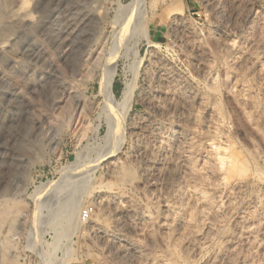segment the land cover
<instances>
[{"label":"rangeland","instance_id":"374dc122","mask_svg":"<svg viewBox=\"0 0 264 264\" xmlns=\"http://www.w3.org/2000/svg\"><path fill=\"white\" fill-rule=\"evenodd\" d=\"M0 264H264V0H0Z\"/></svg>","mask_w":264,"mask_h":264},{"label":"bare ground","instance_id":"6f19581e","mask_svg":"<svg viewBox=\"0 0 264 264\" xmlns=\"http://www.w3.org/2000/svg\"><path fill=\"white\" fill-rule=\"evenodd\" d=\"M214 8V7H213ZM143 15H138L136 21L134 22V29L135 30H139L142 28L145 29V24H144V21L141 19ZM182 18V17H181ZM133 19V18H132ZM131 19V20H132ZM134 20V19H133ZM130 22V21H129ZM127 26V25H126ZM145 32V31H144ZM192 38V37H191ZM198 42V41H197ZM196 42V43H197ZM161 69V68H160ZM162 70V69H161ZM165 70V69H164ZM163 70V71H164ZM167 70V69H166ZM165 70V71H166ZM161 72V79L162 81H166L167 79H169L171 76L168 74V70L167 72ZM113 69L110 70L109 69V72L105 78V83H104V87L106 90H108V93L109 95H111V91H110V88H111V85H112V80H113ZM169 83V86H170V81H166ZM164 83V82H163ZM130 85V84H129ZM129 85L125 88V90L123 91V97H122V100L120 101L121 103H118V105H123L125 103H127V101L129 100V96H130V88ZM172 85V84H171ZM177 85V84H175ZM168 86V87H169ZM179 86V85H178ZM172 87V86H171ZM166 88V87H165ZM178 88V87H177ZM152 89V88H151ZM169 90V89H168ZM171 90V89H170ZM174 90V89H173ZM176 91V90H175ZM179 92V91H178ZM185 92V91H184ZM175 93V92H174ZM154 94V93H153ZM166 97L164 96L162 102L163 104L167 103L169 104L170 101L172 103V94L170 95L168 92H166ZM177 94V93H176ZM161 96V95H160ZM159 96V97H160ZM146 98V97H145ZM162 98V97H161ZM149 99V98H148ZM159 99V98H158ZM174 99V98H173ZM184 99V98H183ZM150 103L153 104V105H156V104H159L158 103V100L156 99V97L154 96H150ZM176 100V99H174ZM163 104H161L163 106ZM166 104V105H167ZM160 105V104H159ZM152 106V105H151ZM157 106V105H156ZM165 106V105H164ZM160 107V106H158ZM161 109V107H160ZM165 112V111H164ZM174 112V111H173ZM112 121V120H111ZM110 121V122H111ZM113 123H115V119H113ZM140 123V122H139ZM145 123V122H144ZM111 124V123H110ZM146 125V124H145ZM153 125V124H152ZM109 126V132H108V136L112 135L113 133H117L119 130V126H118V122L117 124L114 126L113 124L112 125H108ZM135 126V125H134ZM142 126L144 127L143 123L141 124H136L135 127H133V130H135L134 133L138 134V131L141 130ZM148 126V125H147ZM156 126V125H155ZM154 126V127H155ZM146 128V127H145ZM148 130L147 131V136L148 138L150 137V134H151V131H152V126L151 127H147ZM160 133L159 135L157 136V140H159V142L161 144H164L165 141H167V139L165 138L164 136V133H165V130L164 128H162L160 126ZM159 130V129H158ZM172 130V129H171ZM140 132V131H139ZM183 132V131H182ZM182 132H179L178 131H175L174 132V137L172 138H175L176 140H178L179 142L182 141L183 139H185V136L183 135ZM145 133V132H144ZM143 133V134H144ZM153 133V132H152ZM158 133V132H157ZM163 133V134H162ZM169 133V132H168ZM135 134V135H136ZM114 135V134H113ZM107 136V137H108ZM146 136V135H145ZM137 139V137L139 136H135ZM134 138V137H133ZM171 138V137H170ZM154 139V138H152ZM149 141V140H148ZM189 141V140H187ZM138 142H139V139H138ZM155 142V141H154ZM151 143V142H150ZM169 143V142H168ZM181 143V142H180ZM178 143V144H180ZM182 144V143H181ZM153 145V144H152ZM176 145V144H175ZM174 145V146H175ZM147 146V145H146ZM155 146V145H154ZM179 146V145H178ZM177 146V147H178ZM142 147V146H141ZM147 148V147H145ZM163 148V147H162ZM165 149V148H164ZM152 150V149H151ZM197 150V149H196ZM141 151V150H140ZM150 151V150H149ZM202 151V150H201ZM155 152V151H154ZM143 153V152H142ZM148 153V151H147ZM165 153V152H164ZM149 154V153H148ZM208 154V153H207ZM216 154V153H215ZM150 156V155H149ZM164 156V155H163ZM180 157V156H179ZM146 158V156H145ZM180 159V158H179ZM148 162H152L150 161L149 158H146V163ZM161 162V161H160ZM152 166V165H151ZM192 166V165H191ZM146 170V168H145ZM145 172V171H144ZM154 172V171H153ZM146 173V172H145ZM152 173V172H151ZM155 173V172H154ZM124 173H122L123 175ZM153 174V173H152ZM149 175V174H148ZM130 176V175H128ZM156 176V175H154ZM153 177V176H152ZM74 178V177H73ZM124 178L126 179V176L125 177H121V179ZM120 179V180H121ZM131 179V178H130ZM155 180V179H154ZM130 181V180H129ZM151 184V183H150ZM153 184V183H152ZM77 189V188H76ZM74 191V190H73ZM65 195V194H64ZM75 195V194H74ZM85 195V194H84ZM205 196V195H204ZM68 198V197H67ZM62 199V198H61ZM66 199V198H65ZM97 199L99 200V203L101 205V207H103L102 209H105L106 213L108 214V218H109V221L106 225H102L100 223H94L93 226H92V230L96 235H98V237L100 236L101 239H103L104 241L108 242L109 245L115 249L116 253L119 255V254H123L124 252H126L127 250H136V247L134 245L133 242H131V240H124L122 239L123 237V233L119 230L118 228V223L116 221V218L118 215H122V214H129L131 212V208L127 205H123L121 207H115V209L113 210V207L116 206L118 203H117V200L118 198L115 197L114 195H111V194H106V193H103V194H100L97 196ZM119 206V205H118ZM77 201L74 200L73 197H69L59 208L58 210V213L55 214L54 216V219H53V223L55 225V227H60L61 229L58 230L57 232V235H58V238L61 237V235L63 236L65 232H68L67 230L69 229L70 226L74 225V220L75 219H78V218H75V215H77ZM105 213V212H104ZM76 222V221H75ZM53 223H51L53 225ZM112 224V225H111ZM78 225V224H77ZM89 227V226H88ZM91 227V226H90ZM57 229V228H56ZM100 239V240H101ZM103 242V241H102ZM105 242V243H106ZM104 243V244H105ZM58 244V243H56ZM108 245V246H109ZM110 248V247H109ZM114 252V251H113ZM45 253V252H44ZM115 253V254H116ZM46 254V253H45ZM48 254V253H47Z\"/></svg>","mask_w":264,"mask_h":264}]
</instances>
